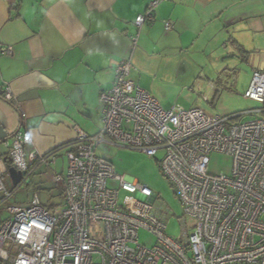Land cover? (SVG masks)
<instances>
[{"label":"built area","instance_id":"built-area-1","mask_svg":"<svg viewBox=\"0 0 264 264\" xmlns=\"http://www.w3.org/2000/svg\"><path fill=\"white\" fill-rule=\"evenodd\" d=\"M161 1H148L135 17L138 29L155 20ZM171 26L164 22L166 30ZM131 41L133 47L136 34ZM1 51L11 53L10 47ZM131 67L129 59L116 63L112 86L100 92L98 131L87 134L74 127L66 171L52 176L62 206L43 205L34 196L26 205L7 207L9 216L0 223V264H264V69L253 70L248 85L240 88L242 97L258 107L221 116L198 107L163 108L129 79ZM211 87L214 99L221 87ZM4 97L11 99L9 92ZM19 115L21 124L26 115ZM31 143L26 127L6 143L11 166L23 173L21 183L35 164L55 160L53 152L40 155ZM100 144L150 157L162 152L158 167L192 220L191 225L180 221L179 239L166 233L168 211L156 204L157 195L116 174L96 154ZM212 152L231 157L229 174L208 172ZM4 172L0 169L1 200L12 195ZM140 229L155 236L152 246L138 242Z\"/></svg>","mask_w":264,"mask_h":264},{"label":"crops","instance_id":"crops-1","mask_svg":"<svg viewBox=\"0 0 264 264\" xmlns=\"http://www.w3.org/2000/svg\"><path fill=\"white\" fill-rule=\"evenodd\" d=\"M148 1L0 0V126L7 144L26 127L31 149L55 156L52 164H35L31 175L42 166L52 176L64 174L76 140L74 127L87 134L98 131L99 94L112 86L114 66L121 60H130L129 76L135 77L149 61L158 63V54H205L208 49L210 55L236 58L251 75L264 69V0H162L155 20L138 29L135 17ZM165 21L172 25L169 30ZM132 80L143 87L141 79ZM211 84L222 87L208 81L213 93ZM19 111L26 115L21 124ZM6 143H0L3 178L9 167Z\"/></svg>","mask_w":264,"mask_h":264},{"label":"rangeland","instance_id":"rangeland-1","mask_svg":"<svg viewBox=\"0 0 264 264\" xmlns=\"http://www.w3.org/2000/svg\"><path fill=\"white\" fill-rule=\"evenodd\" d=\"M207 50L204 51L205 54H158V63L152 64L149 61L143 73L135 74V77L131 74L129 79H141L144 85L140 87L153 95L165 109L173 106L184 109L198 107L208 114L225 116L258 107L255 102L243 98L240 93L242 86L239 88V84L248 85L251 78L250 73L241 70V62L236 58L226 57V54L210 55ZM131 65L133 68L132 63ZM231 77L235 78L236 82ZM208 81L219 82L222 86L214 99L213 91L205 85ZM197 84L200 87H196ZM255 116L260 117L261 114L255 113ZM251 117L254 116H245ZM96 154L107 159L116 174L138 181L157 195L156 204L162 205L168 211L166 233L174 239H179L183 230L180 221L184 218L186 224L191 225L192 220L184 216L173 187L158 167L156 159H160L162 152L159 151L156 156L150 157L140 150L100 144ZM231 168L230 156L219 152L209 155V173L229 174ZM52 173V170L42 166L16 188L8 182V175H5L4 184L12 191V195L7 200L0 199V219L8 216L5 208L7 205H26L34 194L43 205L62 206L63 198L51 180ZM108 185L117 187V182L109 180ZM123 195L124 192L120 191L119 197L122 198ZM137 239L146 246H152L156 240L154 235L143 229L138 231Z\"/></svg>","mask_w":264,"mask_h":264},{"label":"water","instance_id":"water-1","mask_svg":"<svg viewBox=\"0 0 264 264\" xmlns=\"http://www.w3.org/2000/svg\"><path fill=\"white\" fill-rule=\"evenodd\" d=\"M7 134L4 131V129L0 126V143H6L7 142ZM8 175L11 180V184L13 187H16L18 184L21 183L23 179V173L17 171L14 167L9 166L7 169Z\"/></svg>","mask_w":264,"mask_h":264},{"label":"trees","instance_id":"trees-1","mask_svg":"<svg viewBox=\"0 0 264 264\" xmlns=\"http://www.w3.org/2000/svg\"><path fill=\"white\" fill-rule=\"evenodd\" d=\"M6 164H7L8 166H11V163H10L9 159L6 160Z\"/></svg>","mask_w":264,"mask_h":264}]
</instances>
